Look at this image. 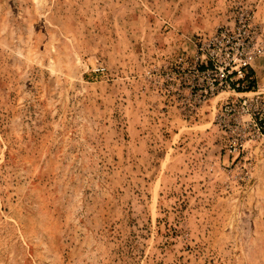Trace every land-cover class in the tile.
<instances>
[{
	"label": "rangeland",
	"instance_id": "obj_1",
	"mask_svg": "<svg viewBox=\"0 0 264 264\" xmlns=\"http://www.w3.org/2000/svg\"><path fill=\"white\" fill-rule=\"evenodd\" d=\"M244 6L0 0V264H264V56L240 153L238 95L179 91Z\"/></svg>",
	"mask_w": 264,
	"mask_h": 264
},
{
	"label": "built area",
	"instance_id": "obj_2",
	"mask_svg": "<svg viewBox=\"0 0 264 264\" xmlns=\"http://www.w3.org/2000/svg\"><path fill=\"white\" fill-rule=\"evenodd\" d=\"M263 56L264 20L257 18L252 7L244 6L235 9L231 22L200 38L191 62L181 67L179 91H190L197 104L222 92L238 95L236 100L222 103L219 116L222 121L227 117L234 118L237 121L235 128L242 127L243 135L231 140V152L240 153L248 140L247 133L251 135V130L260 131L262 127L256 118L259 96L255 95L258 92L249 96L248 89L254 84L255 63ZM165 75L173 79L168 72ZM242 115L248 118L243 119Z\"/></svg>",
	"mask_w": 264,
	"mask_h": 264
}]
</instances>
